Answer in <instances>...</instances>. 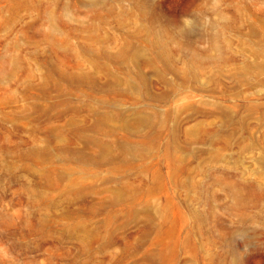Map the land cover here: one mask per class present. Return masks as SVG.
<instances>
[{
	"label": "rangeland",
	"instance_id": "374dc122",
	"mask_svg": "<svg viewBox=\"0 0 264 264\" xmlns=\"http://www.w3.org/2000/svg\"><path fill=\"white\" fill-rule=\"evenodd\" d=\"M3 3L0 0V6ZM161 7L169 20L181 19V24L199 21V36L180 41L176 26L169 27L175 36L163 34L169 63L187 67L190 76L196 72L199 79L190 77L182 84L176 72L154 56L149 57L153 65H137L131 60L119 65L113 59L88 54L52 60L74 72L81 71L75 67L79 62L83 72L101 82L114 76L135 81V73L141 69L155 92H169L165 98L145 95L136 100L86 83L76 85L57 72L49 75L46 59L26 52L21 53L27 65L16 76L0 78V264H264V69L260 73L254 69L256 62L264 64V56L255 58L249 52L251 45L258 44L249 35L250 20L264 22V0H162ZM79 8L81 13L85 10ZM188 9L194 11L192 15ZM70 11L67 19L73 20ZM103 26L109 32L120 30L110 17ZM15 27L7 31L0 25V54L11 51L5 45L14 40L18 25ZM210 34L216 36L211 40ZM75 38H71L73 42L78 41ZM94 61L105 64L108 71L95 68ZM245 62L252 68L242 73L239 70ZM55 82L70 98L55 107L61 112L53 117L51 104L58 97ZM121 87L125 89V85ZM4 91L7 94L2 99ZM101 96L115 101L127 121L133 122L136 110L155 124L159 147L148 152L145 165L136 162L124 174L117 162L82 164L41 153L47 138L43 126L62 127L70 119L93 124L96 117L91 108L113 113L111 106L98 105ZM24 109L34 116L32 120L24 116ZM174 127L175 146L166 151L174 143L170 135ZM204 127L220 131L222 137L228 131L236 132L228 146L184 133ZM145 130L135 133L118 127L116 134L137 142L144 138ZM86 135L110 144L114 153L121 151L113 135L93 130ZM62 143L50 139L52 149ZM76 143L86 153H98L95 146ZM51 166L91 174L85 177L73 172L71 177L78 183L71 191L65 181L59 187L48 184L43 172L48 169L56 175ZM139 175L144 178L143 186ZM110 176L115 180L107 179ZM126 184L137 186L136 190L126 189L131 195L110 205L107 200L112 193ZM144 201H150L154 212L150 221L142 213L137 219L121 213L109 224H101L105 212H125ZM89 207L102 211L91 220L92 226L70 228L73 221L89 218L84 212ZM77 209L82 210L79 216L67 213Z\"/></svg>",
	"mask_w": 264,
	"mask_h": 264
},
{
	"label": "bare ground",
	"instance_id": "6f19581e",
	"mask_svg": "<svg viewBox=\"0 0 264 264\" xmlns=\"http://www.w3.org/2000/svg\"><path fill=\"white\" fill-rule=\"evenodd\" d=\"M123 1L124 0H4L3 5L0 6V25L5 27L7 31L10 29L13 30L17 25L18 28L14 40L5 45L6 50L10 48L11 51L9 53L5 52L6 54H0V78H8L12 73L13 76H16L19 68L27 65L24 62V54L21 53L26 52L32 57L45 58L46 64L49 65V75L53 72H57L62 78L76 85L81 86L86 83L93 89L113 93L114 96L124 95L136 100L141 96L145 97V95L161 99L165 98L169 92H155L141 69L135 73L137 78L135 81L131 80V78H127L123 81L117 76H114L110 81L107 80L101 82L92 75L87 74V72H83V67L79 62L75 64V67L80 69V72L67 71L63 66L55 62L53 63L52 58L60 56L78 57L82 54H88L98 58L113 59L118 62L119 65L125 63L127 60H131L137 65H153V61L149 57L154 56L162 61L168 69L174 70L182 84H187L190 77L199 79L200 76L196 72L193 76H190L187 67H176L173 66V64L171 65L169 63L171 58H169V55L165 54L167 53L165 51L167 48H163V34L164 36H172V34H175L169 29L170 26L177 27L176 37L181 41L201 34L199 21L193 20L191 24H181V19L169 20L165 18L161 7L162 0H129L132 4L128 5H125ZM80 6L85 7V10H83L82 13L80 12ZM70 9L73 12L70 11ZM69 11L73 13L75 19H67ZM187 12L192 15L194 11L188 9ZM109 17L114 23L119 24L120 30L118 32H109L104 29L103 24L109 19ZM254 20L255 18L250 20L252 22L249 25V35L257 39L256 41L258 44L251 45L249 47V52L253 57L262 59V56H264V22L256 24L253 22ZM215 36L216 35L213 34L209 35L211 40ZM72 37H76L78 41L73 42L71 39ZM252 40L253 39L250 41ZM19 41L23 45L22 48L19 47ZM207 55H209V53H207ZM39 65H41V62ZM93 65L95 68L102 67L105 71H108L107 66L101 64L99 61H94ZM251 66L252 65L249 62H245L239 71L246 73ZM254 69L259 73L263 71L264 64L262 60L258 63L256 62ZM126 71L129 75L130 69L126 67ZM158 77L163 80L164 84L169 85L171 89L173 88L171 83L165 79L164 75L162 76L160 74ZM244 79L245 78H243V80ZM44 81H48V77L45 76ZM259 82L260 81H258V83ZM122 84L125 85V89L121 87ZM53 88L57 91L58 96L51 104V108L54 110L51 111L50 116L54 117L58 116L61 112L58 110L55 111V107L66 104L70 95L63 93V89L58 82L53 83ZM6 94V91H4L2 99L6 97ZM97 101L100 106H111L113 108V113H109L108 111L101 113L98 110L91 108L90 111L94 117H96L93 124L88 122L79 123L76 119H70L65 122L62 127L43 126L42 129L45 130L47 138L45 139V145L40 150L41 153H46L51 157L53 155V157H57L58 159L74 160L82 164L90 162H117L119 166H121L120 168L124 174L128 173L130 166L136 165V162H142L140 164L145 165L144 161L148 156V152L159 147V145L155 143V124L149 120L148 116L141 114L140 111L136 110L133 113V122H129L125 115L117 110V103H114L115 101L111 103L110 99L102 96L97 98ZM66 109L67 107L65 110ZM40 110L44 111L43 108H40ZM23 114L25 117L29 118V120L34 118V116L25 111V109ZM225 116L228 122L230 119L229 113L226 112ZM160 126L162 127V125ZM177 126L178 125H175V127ZM118 127L123 128L127 132L135 133L145 127L144 138L137 142H133L128 136H117L116 132ZM175 127L171 128L172 133L170 134L172 142L174 143L173 145H167L165 149L166 151L170 150L172 146H175ZM31 130L35 131L34 126ZM87 130H93L105 135H113L114 141L121 151L119 153L112 152L110 144L96 137H88L86 135ZM235 132L228 131L225 133V136L222 137L220 131L208 129V127H204L199 131H195V128L184 130L186 135L194 134L196 138H204L209 144L218 141L219 143H222V146H228L230 144V140ZM51 138H56L58 141H63V143L52 149L50 145ZM77 141H80V143L83 141L85 145L88 143L87 146H95L98 149V153L84 152L83 149H80L81 147H76L77 145H80L79 143H76ZM51 169L56 175L50 173L48 169H44L45 171L43 172L48 184L59 187L60 184L65 181L66 189L71 191L78 183L76 178L71 177L73 172H79L81 176L85 177L91 174L89 170H77L76 168L61 170L56 166H51ZM107 179L115 180L111 176L107 177ZM139 179L141 181L140 185L143 186L145 183L143 176L139 175ZM136 187L137 186H132L131 184L122 185L118 191L112 193V197L107 201L110 205L120 204L126 200V197L131 195L126 193V189L135 191ZM77 195L78 194H76V196ZM150 208V201H144L140 207L131 205V207L125 212L120 210H110L105 212L106 216L101 220V224H109L111 218H114L121 213L127 214L132 219H137V215L142 213L145 218L150 221L154 216V212L151 213ZM80 212H82V210L77 209L69 210L67 213L79 216ZM84 212H86L89 217L88 219L75 220L68 226L70 228H89L92 226L91 220L102 211L95 207H89L88 209H85Z\"/></svg>",
	"mask_w": 264,
	"mask_h": 264
}]
</instances>
